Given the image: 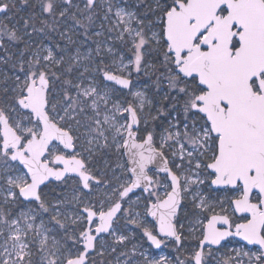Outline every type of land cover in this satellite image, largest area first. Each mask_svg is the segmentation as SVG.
<instances>
[{
  "label": "snow or ice",
  "instance_id": "6c2138e0",
  "mask_svg": "<svg viewBox=\"0 0 264 264\" xmlns=\"http://www.w3.org/2000/svg\"><path fill=\"white\" fill-rule=\"evenodd\" d=\"M129 225L264 264V0H0V264H134Z\"/></svg>",
  "mask_w": 264,
  "mask_h": 264
},
{
  "label": "rangeland",
  "instance_id": "374dc122",
  "mask_svg": "<svg viewBox=\"0 0 264 264\" xmlns=\"http://www.w3.org/2000/svg\"><path fill=\"white\" fill-rule=\"evenodd\" d=\"M32 2H34V0H32ZM128 3L130 6H133L136 3H139V0H128ZM18 7L20 8V11L18 12L19 13L18 17H16V12L14 14L9 13V15L13 16L12 23H15L17 20H21L22 17L27 18L32 12V9L30 6L18 5ZM101 15H102V13H101ZM21 23H22V21H21ZM37 26L39 27V24H37ZM98 30H99V20H97L96 25L90 31H98ZM95 39L96 38L94 37L93 40H95ZM100 39H104V37H101ZM58 40H59V37L56 34H53V36L51 37V40L46 39L45 43L55 44ZM88 46L89 47H95V43L93 41H89ZM114 47L117 51L121 50V46L119 45V43H115ZM132 79L134 81V85H136L137 87H142L143 85L150 83V81H148L147 77H141L139 79V81H137V77H136L135 73H133ZM161 89L166 90V84L161 85ZM146 91H147V95L149 96V98L153 99L156 107H160L161 104L166 103V101H163V91L158 93L157 89L155 87H150V88L146 89ZM156 101H160V103H156ZM155 114H156L155 111H153V115H155ZM161 120H163V118H161ZM158 123H159V121H158ZM158 131H159V129H158ZM104 160H109V161H112L114 163L116 161V156L114 153L102 154V156L98 157V159H97V166L103 167ZM69 183H71V182H69ZM45 191H47V189H45ZM56 191L60 192L61 190L56 189ZM30 207H35V205H30ZM181 216H183V213H181ZM45 219H47V216H45ZM149 219H151V218H149ZM133 233L136 235V239L132 240L131 243L127 244L126 248L125 247L118 248V252L119 251H129L132 248L133 244H141L142 246L138 249V251L136 253V257L134 259V264H139V261L142 260V257L140 256V252H143L144 254L148 255L150 258H156V259H159V257L161 255L168 256L169 258H171L173 260H175L176 256H178V255L180 256L181 259L184 258V255L177 252L176 247L173 243L166 242V245H164V247H162L161 249H156L153 245H151L150 242H148L146 240V238H142V236L140 234V230L137 229L135 225H129V232L125 233V234H133ZM191 246L192 245L190 243L185 244V248H189ZM241 247H243L245 250H251L253 252H255L256 249L258 248V247H250L241 241H237L236 239L235 240L233 239V240H230L229 242H227L224 248L220 249V253L230 252L232 248L239 249ZM214 248H216V247H214ZM218 256H219V254H218ZM105 259L108 261H112L114 264L115 254H113L112 256H106Z\"/></svg>",
  "mask_w": 264,
  "mask_h": 264
},
{
  "label": "water",
  "instance_id": "95a60500",
  "mask_svg": "<svg viewBox=\"0 0 264 264\" xmlns=\"http://www.w3.org/2000/svg\"><path fill=\"white\" fill-rule=\"evenodd\" d=\"M230 238H236V239L240 240L241 242H243V243H245V244H247V245H249L251 247H254V246L259 247V245H251V244H248L246 241H243L240 237H229L228 239H230ZM161 247H162V245H161ZM213 247H218V246H213Z\"/></svg>",
  "mask_w": 264,
  "mask_h": 264
},
{
  "label": "flooded vegetation",
  "instance_id": "af4514ba",
  "mask_svg": "<svg viewBox=\"0 0 264 264\" xmlns=\"http://www.w3.org/2000/svg\"><path fill=\"white\" fill-rule=\"evenodd\" d=\"M163 175V174H162ZM137 194H139V190H137ZM237 222H239V221H237ZM171 239V238H170ZM235 240L236 238H230V239H228V241L227 242H229L230 240ZM237 241H240V240H238V239H236ZM154 246V245H153ZM249 246V245H248ZM155 247V246H154ZM162 247H164V245H162ZM161 247V248H162ZM251 247V246H250ZM254 247H257V246H254ZM156 248V247H155ZM161 248H159V249H161ZM157 249V248H156Z\"/></svg>",
  "mask_w": 264,
  "mask_h": 264
},
{
  "label": "trees",
  "instance_id": "16d2710c",
  "mask_svg": "<svg viewBox=\"0 0 264 264\" xmlns=\"http://www.w3.org/2000/svg\"><path fill=\"white\" fill-rule=\"evenodd\" d=\"M18 15H19V13H18V12H16V17H18Z\"/></svg>",
  "mask_w": 264,
  "mask_h": 264
}]
</instances>
